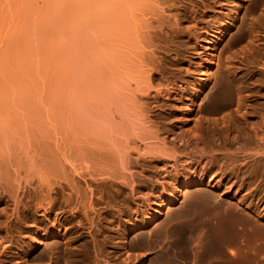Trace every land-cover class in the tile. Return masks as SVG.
Masks as SVG:
<instances>
[{
    "label": "rangeland",
    "instance_id": "374dc122",
    "mask_svg": "<svg viewBox=\"0 0 264 264\" xmlns=\"http://www.w3.org/2000/svg\"><path fill=\"white\" fill-rule=\"evenodd\" d=\"M139 45L155 86L175 89L146 113L160 137L192 130L232 91L209 114L218 125L189 140L198 164L182 167L185 149L156 172L135 152L122 172L108 162L112 137L91 123L107 124ZM263 50L264 0H0V264H96L103 239L121 262L264 264V143L248 136L264 122Z\"/></svg>",
    "mask_w": 264,
    "mask_h": 264
},
{
    "label": "bare ground",
    "instance_id": "6f19581e",
    "mask_svg": "<svg viewBox=\"0 0 264 264\" xmlns=\"http://www.w3.org/2000/svg\"><path fill=\"white\" fill-rule=\"evenodd\" d=\"M151 1L152 2L154 1L155 4H157L158 2V0H151ZM140 11L139 13H141ZM141 15H143V13ZM141 15L139 14V16ZM141 17L140 18L138 17V20L140 19V22L142 21ZM228 23L229 21L222 24L221 29L218 32V35L221 36L223 34L224 30L228 26ZM241 24H242V19H239L238 21H236V23L233 24V26L236 28V31H239L242 28ZM138 27L140 28L141 24L138 25ZM116 45L118 46L116 50L117 54L122 55V53L125 52L126 48L119 43H117ZM145 54H146V51L143 49V46L139 45V49L133 53V60L131 57L129 60V63L127 64V67L126 66L123 67L122 75H123V78L125 79V82L120 84V87L117 93L108 94L107 105L109 108V113H108V117L106 118L107 124H100L95 121L91 123V126L93 129H98L101 127L102 128L101 133L103 135H105L106 137L108 136L112 137L111 142L108 143L109 144V148H108L109 151L107 154L108 162L110 164L113 163L112 164L113 170H117V172L118 171L122 172V170L126 168L127 164L130 162L131 154L135 152L137 154V157L149 163V165L154 167V171L156 172L157 171L156 164L160 162H162L167 168L166 163L168 159H166L165 156L174 157L177 159L180 151L185 149L186 151L184 153L187 154L188 161L182 167L184 168L186 165L189 167L193 164H198V162L200 161V158H202L203 156L198 155V158H197L195 151L188 149L189 140H191L194 133L200 132L201 134L204 135L206 133V130L210 128L212 125H215V126L218 125L217 118H212L209 116V114L217 113L216 112L217 110H221L223 107H225L227 105V102L221 101V99L224 98L226 100V98L228 99L229 97H231L232 91H229L228 93L226 92L227 94L224 93L225 90L228 89L227 85H224V87L221 88V89L224 88L222 91L220 89V91L216 92L217 95L215 94L214 96L219 101L217 100L218 102L216 101L215 103H213L214 100H212V104H216V105L204 107V112H205L204 117H201L199 123L192 130L186 133L170 132L167 135L160 137L159 133L156 130L152 129V126L147 125V122L149 121L148 120L149 115L146 113L147 111L148 112L154 111L153 108L155 105L152 106L151 105L152 103L158 104V102L162 101L163 103L167 104V102L171 100L176 102L177 99L171 98V96L174 94V91H175L174 87L168 86L167 88L159 89L155 86L153 82L155 75L154 73H151V74L148 73L149 62L146 59ZM207 61H208L207 70H210L212 69V65H213L212 57H208ZM201 81H202V85L207 83L208 78L207 76H205V74H201ZM219 83L223 84L222 82H219ZM224 84H225V80H224ZM152 91H154V93ZM225 94H226V98L224 96ZM242 98L244 101L249 100L247 96L242 97ZM220 102L222 103L221 105L219 104ZM252 106L253 104L244 102L243 107L246 110V112L242 111L244 113L241 114L244 119H239L240 115L239 116L237 115L239 123H245L244 121L247 118L246 114L248 113L247 109ZM237 108L238 109L241 108V106L239 105V102H238L236 109ZM258 109L260 110L264 109V104L261 107H258ZM229 115H227V117H231V118H227V120L231 122L233 121L232 117L234 115L233 116L231 114ZM102 121H105V119ZM225 122H227L226 119H225ZM251 127L253 128L251 129V131L249 130L248 136H250L251 133L253 132V135L255 136L256 140H258V142L263 144L264 143V140H263L264 139V122L257 121L255 126H251ZM228 128H230V125L228 126ZM162 131L168 132L169 130L164 129ZM169 135H172L173 137L171 139H168ZM116 157L119 158L118 161H115ZM174 163H175V160H174ZM196 182L205 183L204 181H202V178H201L200 180H191L190 182H184L182 185L176 187L175 193L170 201L161 202L157 206V208H155L154 210L155 213H153L150 217H148V219L142 221L139 225L132 226L130 230L132 231L138 227H146V226L153 224L157 220V218L164 212V209L168 204L176 202L179 196L183 193V190L188 189L190 184H193ZM200 193H201L200 191H197L195 194H200ZM88 219L91 221L90 217ZM48 235L51 237H60L62 234L57 231H51L50 234ZM106 242L107 240L103 239L100 243L93 244L95 249L99 251L98 254H101V256H103V260L97 261L96 264H136L135 262H132L131 260L128 261V259L127 261L125 259L123 262L117 261V258L114 257L115 254L113 256V254L109 255L108 252L104 253V247H105ZM55 258L58 259V254L56 255Z\"/></svg>",
    "mask_w": 264,
    "mask_h": 264
}]
</instances>
